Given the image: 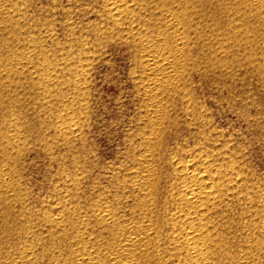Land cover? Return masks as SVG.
<instances>
[{"label":"bare ground","instance_id":"bare-ground-1","mask_svg":"<svg viewBox=\"0 0 264 264\" xmlns=\"http://www.w3.org/2000/svg\"><path fill=\"white\" fill-rule=\"evenodd\" d=\"M26 2V0H0V94L5 97V102L10 103L14 99L17 83L27 78L37 86L43 102L44 100H52L50 98L54 96V92L61 89L59 85L65 83L63 77L67 73H63L65 71L71 73L73 90L67 98L62 95L65 98V107L63 106L64 108L61 111L59 109L60 112L55 114L53 120L56 137L59 141L67 142L70 138H77L81 134L80 118L82 117L80 116V108L82 93L86 88V83H88L86 82V72L90 62L94 61L92 55L94 52L91 53L93 50L84 47V52H79L81 56L77 57L78 60H76L75 54L73 55L74 52L67 53L70 58L66 54V58L52 57L50 52L46 51L43 46L44 41L52 39L51 30H44L39 34L36 33L37 35H34V32V34L32 33L25 38L23 43H20V36L23 30L26 29L27 24H25L26 21L24 22V17L27 16ZM101 2V12H99L101 26L107 31L108 38L114 41L119 38L121 42L124 41L130 48L131 52L128 53L132 54L135 61L134 70H132L135 72H133L134 74H137L138 81H136V78L134 79H136V84L144 96V105L146 106L144 116L149 130L141 136V143L139 142L141 148L138 146L140 148V151H137L139 153L138 158L134 164V171L129 176L131 177V185L128 184L131 186L130 189L135 196L140 214L137 213L136 218L124 219V215L119 214L120 211L117 210L122 205L120 206L119 199L116 198L119 208L116 202L114 205L117 206V209L111 205L113 203L109 204L102 200L100 204L95 205L94 210L91 209L93 212L90 210L92 214L89 218H83L80 216L81 213L79 216H75L74 213L77 210L74 211L68 205L70 202L67 203L65 197L59 199L60 202L52 205L43 217L40 216L44 219V224L54 230V233L48 235L47 240L50 243L52 242L51 245H54L56 244L54 241L57 239L60 242V236L65 238L64 234L69 219L76 233L72 234L73 236L70 234L71 237L66 243L69 246H67L69 248L67 252L64 249L65 246H62L66 253L61 251V246L59 247V244L61 245L63 241L61 243L56 241L59 243V248L56 246L51 247L54 264H264V186L255 182V178L252 179L253 176L247 172L246 165L241 164L239 157L241 160V157L244 156V154H240L241 152H239L241 155L239 156L238 153H229L230 151H226L228 148L225 147V151L207 149V146L213 145L211 143L206 144V149H200L204 143L201 146L199 145V149L198 147H196V150L193 148L192 153L175 158L179 150L178 148V151L174 149L177 155L173 154L176 156L171 161L174 181L169 179L173 182L171 188L168 187L170 188L168 200L170 207L165 212L162 211L161 218L159 215L162 212L160 211L161 214L158 215L159 210H154V204L157 205L154 196L155 187L157 188L156 175L158 173L156 174V172L158 171L156 170L159 169L158 167L156 169L155 166L157 164L155 163L157 162V160L155 161L156 139L160 137L161 128L166 123L167 116L172 113L170 111V114H168V108L173 99L176 104L178 102L176 100L180 99L188 108L190 107V97L192 99L193 97L192 95L189 97L191 92L188 91L190 90L188 89V86H190L188 81L191 78L190 75L195 66V61L202 59L196 58L195 60L194 49L199 48L197 50L202 51L204 57L203 55L200 56L203 57L212 70H218L222 74L229 73V75H232V73L238 72L254 77L258 82L257 89L264 94V0H102ZM27 8L29 7L27 6ZM102 34L100 33V35ZM102 37L104 38V35ZM101 42L103 43V41ZM97 45L99 44L97 43ZM67 49L66 51H68ZM196 53L199 55L198 51ZM195 70L194 72H196ZM34 91L36 92V89ZM178 106H174L175 110L178 109ZM194 107L193 109L196 108ZM193 109L192 111H194ZM172 110L174 111L173 108ZM180 114L181 111L179 116ZM193 114L192 119L197 121ZM12 117L9 122H6L8 124L2 129L0 137V157L4 164L3 167L1 166L0 171V193L7 203L15 200L18 194L19 183L16 182L12 171V160L23 146L20 136L22 131H20L16 122L18 119L12 120L14 114ZM184 120L186 121L185 118ZM200 121L199 119V123ZM192 122L194 123V121ZM195 125L197 126L198 123L193 124V126ZM169 127L171 130V126ZM200 131H197V133ZM165 133L167 134V132ZM161 134L163 133L161 132ZM165 135L163 139L171 136L166 135L165 137ZM202 137L203 134L199 137V140H201L199 142L204 140V137L201 139ZM163 139H160V143ZM169 139L167 138V140ZM218 143L216 144L218 145ZM157 144L159 145L158 142ZM181 149L184 150V148ZM160 150L162 151V149ZM163 150L168 153V150ZM164 157L165 155H163V159H165ZM163 159L161 158V160ZM169 159L171 160V158ZM162 167L160 170H162ZM171 170L167 171L166 168L168 174ZM73 180H76V178ZM158 183L157 185H159ZM71 184L76 185L77 183L73 182ZM168 188L166 191H168ZM125 189L123 190L124 194L127 192ZM233 200L239 201V205L240 203L243 204L245 207L241 208L246 210L243 219L237 223L238 232L235 235L232 231L234 227L231 229L233 235L230 234L231 232L228 233V227L230 226L227 228L224 226V223L228 224V222H225L223 214L225 209L228 208V204L234 202ZM18 203L22 204L21 201ZM124 208L123 210H125ZM230 210L229 213H231ZM87 214L85 216H88ZM228 216L230 217V215ZM231 222L233 224L232 220ZM231 222L229 221V223ZM91 224L100 230L98 235L94 234L92 236L93 232L90 231L96 228L95 226L91 227ZM223 226L228 232L225 229L223 230ZM90 227L93 230H90ZM104 233L109 236V241L102 240V234ZM67 234L69 233L67 232ZM108 236L107 239H109ZM29 239L30 242L24 244L25 246L20 250L19 255L15 258L11 256V259H7L2 264H33L36 249L40 248L42 250V245L38 240L31 242V236ZM48 262L50 263V261Z\"/></svg>","mask_w":264,"mask_h":264},{"label":"rangeland","instance_id":"rangeland-1","mask_svg":"<svg viewBox=\"0 0 264 264\" xmlns=\"http://www.w3.org/2000/svg\"><path fill=\"white\" fill-rule=\"evenodd\" d=\"M26 1V5L29 8L26 6L27 16H25L26 18L24 17V22L26 21L25 24H27L26 29L23 30V33L20 36V43H23L24 39L32 33L34 34V32V35H37L44 30H51L50 34L52 35V39L44 41L43 46L46 51L50 52L52 57L54 56V58L60 59L67 55L68 58H70L67 53L74 52L73 55L75 54L74 56L76 60H78L77 57L81 56L79 55V52H84V47H87V49H90L91 51L93 50L91 53L94 52L92 55L95 57H93L94 61L90 62V66L86 72V82L88 83H86V88L82 93V105L80 108V116L82 117L80 118L81 134H79L77 138H70L67 142L59 141L56 137L53 120L55 114H58L65 107V98H67L69 96L68 94L73 90V77H71L72 75L70 76L71 73L67 71L63 73H67L64 75L66 78L63 77V80L67 85L63 82L64 85H59L61 88L60 90L57 87L59 91L55 88V91H57L54 92V96H51L50 99L52 100H47L48 102L46 100L43 102L42 96L39 95V89L27 78L20 80L21 83H17V87L14 91V99L10 103L5 102V97L0 94V137L2 129L8 124L6 122H9L11 118H13V114L14 119L12 120L15 121L18 119L16 121L18 128L23 132H20L23 146H21L19 152L13 157L14 159L12 158V171L15 175L16 182L19 183L17 197L15 200H11L12 202L9 201L7 203L4 201V197L0 193V264L7 261V259H11V256L12 258H15L19 255L20 250L25 246L24 244L30 242V236L32 238L31 242H36L38 240L42 245V250H40V248H38L39 250L36 249L33 264H54L52 250H50L52 249L51 247H58V244L63 241L64 245L63 243L61 245L59 244V247L61 246V251L66 253L69 250V246L66 243H68V239L76 233V230H74L73 226L70 224L71 221L69 219L67 230L64 234L67 242L63 236H60V242L58 239L56 240L59 243L54 241L56 243L54 244L53 242L54 245H51L52 242L50 243V241L47 240L48 235L54 233V230L48 228V226L44 224V219L41 217L51 209L52 205L60 202L59 199L65 197L67 203L70 202L68 205H70L74 211L77 210V212L74 213L75 216H79L81 213L80 216L83 218H89L95 207L100 204L102 200L109 204L113 203L111 205L116 209L117 206L119 208L122 205V208L120 207L117 210L122 212L120 213L118 211L119 214L124 215L123 217L126 220L127 218L128 220L132 217L136 218L138 214H140V209L136 204L135 196L132 194V190L130 189L131 186H129L131 185V177L129 176L133 173L134 164L138 158L139 153H137V151L139 152V149L141 148V136H143L149 129L146 125L147 122H145L146 120L144 116L146 113V106L144 105L145 102L143 99L144 96L141 94L142 92L136 84L138 76L137 74H134L135 72L133 71L135 66L134 57L132 58V54L128 53L131 51L124 41L121 42L119 38L115 39V41L108 38L109 35L107 34V31L101 26L102 22L99 12H101L102 0ZM99 31H101L100 33H103L102 35H104V38L98 33ZM99 36L103 39H100ZM99 40L103 41V43L101 41L99 42ZM97 43L99 45H97ZM66 48H68V51H66ZM197 49L199 48H195V51H193L195 54V60L196 58H202L200 61L203 62L201 63L199 60V62L197 60V62L195 61V66L190 75L191 78L188 81V85H190L188 86V89H190L188 91L191 92L189 93V97L191 95L193 97V99L190 97V107L188 108V106L179 99L176 101H178V105L181 104L180 107L176 102L174 103L173 99L171 101L172 103L169 105L171 108H168V114L172 111L171 114L173 117L171 114L168 115L166 118L167 120H165L166 123H164L165 126L163 125L161 128V132L164 135L166 134L165 132H167V136L171 135L167 138H171L169 140H167V138L163 139L164 135L160 132V137L163 141L161 140L160 143V137H158L159 139H156L155 161L157 160V162L155 163L159 164H155L156 169L157 167L159 168L156 170L158 171L156 174H165L162 175L165 177L164 179L161 174L156 175L157 188L155 187L156 192L154 191V196L155 202L159 207L154 204V210H159V213L156 212L158 215L161 214L160 211L165 212V210L170 207L168 200L170 188L173 183L172 180L174 179L173 170H171V161H173L172 158L177 155V152H174L177 148L179 152L183 150L181 148H184V150L181 151L182 155L178 152V155L175 158L192 153L193 148L194 150L197 149L196 147L199 149V145L201 146L204 143L205 146L202 145L200 149H206V146L211 143L213 145H209V147H213L209 148L207 146V149L225 151L228 148L226 151H230L229 153L239 154V152H241L240 154H244V156L241 157V160L239 157L241 164L248 166H245V168L247 172L253 176H251L252 179L255 178V182L264 186V94L257 89L258 82L252 76L238 72H235L234 74L232 73V75H229V73L222 74L218 70L210 69L207 62L203 59L204 55L202 54V51ZM196 51H198L199 55H197ZM200 55H203V57ZM194 69H196V72H194ZM35 89L36 92L38 91L37 93L34 91ZM63 89L67 92H64ZM62 95L65 98H63ZM7 104H9V106H7ZM194 104L196 108L194 107ZM174 106H178V109L176 108L175 110ZM4 107H7V109ZM193 107L195 109H193ZM192 109L194 111H192ZM183 110H191L192 112L188 111L187 113V111L184 112ZM180 111L181 114L179 116ZM192 114L197 121L192 119ZM187 118L194 121V123L191 120L190 122ZM198 118L201 120L200 123ZM174 119L177 120L174 121ZM187 123L190 125L188 126ZM197 123V126H193V124ZM166 124L171 126V130ZM197 128L200 129L198 130ZM197 131L202 133H197ZM202 134L205 140H202L203 143L199 142L201 141L199 140V137L202 136ZM203 137L201 139H203ZM196 141H198L197 144ZM218 141L221 144H219ZM216 143H218V145ZM194 145L195 147H193ZM159 148L162 149V151ZM163 149H166V151L168 150V153H165V150ZM235 149L238 151H234ZM232 150L234 152H231ZM158 152H161L162 154H159ZM167 154L172 157H169ZM240 154L239 156H241ZM163 155H165L164 158L166 160L163 159ZM161 158L163 160H161ZM169 158H171V160ZM160 162L161 164H167L164 166V164L161 165ZM3 165V160L0 157V171ZM160 165L161 167L163 166V171L160 170ZM165 167L167 168V171L171 170L170 174H168ZM74 176L76 180H73L75 179L73 178ZM158 179H160V183H158ZM73 182L77 184H71ZM157 183L159 185H157ZM74 186H76L75 189ZM169 186L170 188H168ZM167 188L168 191H166ZM124 189L127 191H124L126 192L125 194L123 193ZM158 191H161V194L164 193V195L161 196ZM127 193L132 197L130 198L127 196ZM116 198L119 199L120 206L118 205L119 203ZM157 200L159 204L157 203ZM20 201L22 204L18 203ZM130 201L133 202L131 203ZM233 201L236 204L230 202L231 205L229 203L227 206L228 208H226L227 210L225 209L224 211L226 213L223 212L225 222H228V224L224 223V226H226V228L230 226L228 227L229 232L224 226L223 230L225 229L228 233L231 232L230 234L232 235L233 231L235 235L238 232L237 223L243 219L242 217L245 216L246 210H244L245 208H241L245 206L241 203L239 205V201ZM115 202L117 206L114 205ZM75 204L77 208H75ZM160 205L163 206L161 207ZM123 208L125 210H123ZM229 209H231V213H229ZM85 213L88 216H85ZM135 213L138 214L136 215ZM162 215L163 212L159 217L161 218ZM227 215H230V217L232 215V219L229 216L227 217ZM231 220L233 221V224L235 222L234 226ZM229 221L231 223H229ZM90 226L94 227L95 225L92 226L91 224ZM91 227L90 230H93ZM95 228L97 230L94 229L93 231H90L91 233L93 232L92 236L100 233L98 227L95 226ZM235 228H237V230H235ZM67 232L69 234H67ZM102 236L105 238L102 237V240L105 242L110 240L108 235L109 239H107L105 233L102 234ZM62 246H65L64 249L66 252ZM17 249L18 251H16ZM48 261H50V263Z\"/></svg>","mask_w":264,"mask_h":264}]
</instances>
